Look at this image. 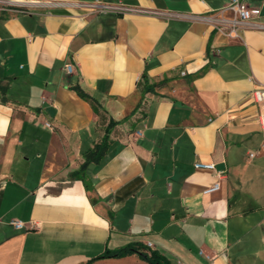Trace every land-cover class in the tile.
Instances as JSON below:
<instances>
[{"label":"crops","instance_id":"0c3cea01","mask_svg":"<svg viewBox=\"0 0 264 264\" xmlns=\"http://www.w3.org/2000/svg\"><path fill=\"white\" fill-rule=\"evenodd\" d=\"M93 1L177 17L79 6ZM241 1L264 25V0ZM229 2L0 0V264H86L128 245L168 264H264L263 137L249 98L264 86V30L229 39L199 19ZM109 120L107 151L82 180L81 152ZM197 162L226 172L218 190Z\"/></svg>","mask_w":264,"mask_h":264},{"label":"built area","instance_id":"2783aa9c","mask_svg":"<svg viewBox=\"0 0 264 264\" xmlns=\"http://www.w3.org/2000/svg\"><path fill=\"white\" fill-rule=\"evenodd\" d=\"M79 6L84 7L92 13L97 14H114L117 16L124 15H144L157 18L170 19L177 17L174 14H171L166 11H157L149 10L140 7L126 6L123 3H109L93 1L88 3L79 4ZM261 12L260 8H250L241 0H230L229 3H226L225 6L219 10L213 11L207 16L199 17L204 22L209 23L214 27L218 32L224 34L227 38H237L238 31L249 28L255 31H263L264 25L258 21ZM66 72H71V67L67 66L65 68ZM249 98L252 103H255L259 106V112L257 116V123L259 130L263 137L262 148L264 149V86H256L249 94ZM250 158L253 157V154L249 155ZM195 169L206 170L213 174L214 184L212 185L210 191L218 190L219 181L223 180L226 177V172L224 170H217L213 163H202L197 162L194 165ZM11 225L17 229L21 230L24 228V225L21 222L13 221ZM150 246V245H149Z\"/></svg>","mask_w":264,"mask_h":264},{"label":"trees","instance_id":"16d2710c","mask_svg":"<svg viewBox=\"0 0 264 264\" xmlns=\"http://www.w3.org/2000/svg\"><path fill=\"white\" fill-rule=\"evenodd\" d=\"M157 85H151V86H144L143 90L150 91L151 89L155 88ZM7 88L5 85L0 84V94L2 96L6 95ZM76 93L79 97L82 99L89 101L93 107V111L95 114L100 115V106L99 104L91 98L89 95H87L83 90L80 88H75ZM116 122L109 120L107 125L105 126L103 130V135L100 139V141L91 147L85 149L81 152V156L83 158V163L81 164L79 170L76 172L75 175H78L81 177L82 180H84V172L87 169V167L91 164H98L102 161L108 145H109V134L111 130L115 127ZM89 185L87 182H85V189L88 190ZM131 254H137L140 259L145 261L147 264H168L166 259L162 257L161 255L155 253V252H149V253H142L138 246L135 245H128L126 247L119 248L117 250H105L103 254L100 256H97V258H94L93 260L87 262L86 264H92L94 261H98L99 259H108V258H121L125 257Z\"/></svg>","mask_w":264,"mask_h":264},{"label":"rangeland","instance_id":"374dc122","mask_svg":"<svg viewBox=\"0 0 264 264\" xmlns=\"http://www.w3.org/2000/svg\"><path fill=\"white\" fill-rule=\"evenodd\" d=\"M262 181H264V177H263V176H262ZM256 216H257V217H256ZM256 216H255V218L257 219L259 216H261V214H257ZM252 218H253V220H254V217H252ZM248 220L250 221L251 219H248ZM248 220H247V222L249 223Z\"/></svg>","mask_w":264,"mask_h":264}]
</instances>
